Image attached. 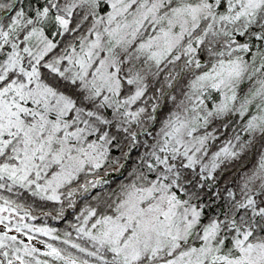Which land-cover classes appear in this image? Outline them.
Instances as JSON below:
<instances>
[{"label": "snow or ice", "instance_id": "6c2138e0", "mask_svg": "<svg viewBox=\"0 0 264 264\" xmlns=\"http://www.w3.org/2000/svg\"><path fill=\"white\" fill-rule=\"evenodd\" d=\"M0 264H264V0H0Z\"/></svg>", "mask_w": 264, "mask_h": 264}]
</instances>
